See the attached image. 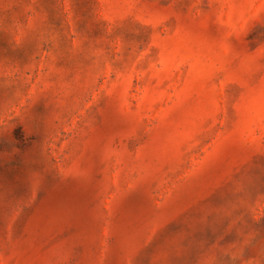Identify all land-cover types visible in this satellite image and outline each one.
Masks as SVG:
<instances>
[{"label":"rangeland","instance_id":"obj_1","mask_svg":"<svg viewBox=\"0 0 264 264\" xmlns=\"http://www.w3.org/2000/svg\"><path fill=\"white\" fill-rule=\"evenodd\" d=\"M0 264H264V0H0Z\"/></svg>","mask_w":264,"mask_h":264}]
</instances>
